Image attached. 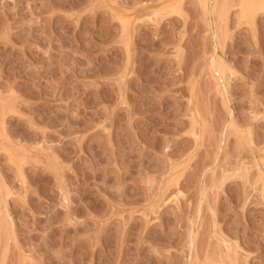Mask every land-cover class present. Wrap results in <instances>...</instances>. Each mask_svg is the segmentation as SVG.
Returning <instances> with one entry per match:
<instances>
[{
  "label": "rangeland",
  "instance_id": "obj_1",
  "mask_svg": "<svg viewBox=\"0 0 264 264\" xmlns=\"http://www.w3.org/2000/svg\"><path fill=\"white\" fill-rule=\"evenodd\" d=\"M0 264H264V0H0Z\"/></svg>",
  "mask_w": 264,
  "mask_h": 264
}]
</instances>
